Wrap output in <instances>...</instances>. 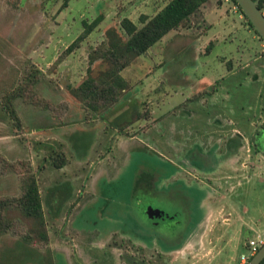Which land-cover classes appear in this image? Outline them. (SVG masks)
<instances>
[{"label":"rangeland","instance_id":"obj_1","mask_svg":"<svg viewBox=\"0 0 264 264\" xmlns=\"http://www.w3.org/2000/svg\"><path fill=\"white\" fill-rule=\"evenodd\" d=\"M14 1L0 0V92L17 81L24 73L27 63L32 62L47 75L37 88L39 95L56 105L67 102L70 107L67 121L71 123L73 117L81 113L82 109L79 111V108L82 106L72 98L68 86L76 85L86 75L88 53L105 40V32L123 18H129L139 24L140 17L144 12H148L144 7L148 0H68L67 7L63 9L61 8L65 0H20L17 4ZM217 1L210 0L213 4ZM158 2L151 3L150 7L154 9ZM223 2L225 5L219 6L218 11L206 19L208 29L205 24L200 27L196 19L195 24L193 22L192 27L188 29H197L195 33L199 37L208 30L203 36L200 49H191L190 45H187L188 30L170 32L123 72L124 77L130 81L126 94L135 90L136 95L130 106L131 112L126 115L128 124L124 122L119 126L120 133L117 134L111 130L115 122L109 129L114 136L123 134L120 135L121 142L125 143L120 151H124L126 146L132 147L134 155L132 159H128V154H122L121 159V155L115 153L117 161L122 164V172L116 182L119 193L114 196L115 188L111 190L110 187V190H107L109 185L100 180L96 190H93L95 194H100L93 199L94 204L86 210L90 215L86 214L88 218L85 221L90 225H95L93 221H96L98 226H106L107 219L103 216L101 219L96 218L100 215L99 211L103 212L105 209L103 201H108V210L119 206L121 202L124 205H121L122 211H129L130 197L128 200L126 192H132L135 184L143 178L145 181L150 177L146 182L152 186L155 196L160 195L159 193L166 195L169 186L177 183L180 191H177V196L182 201L183 197L179 194L188 196L193 209L198 206L197 201L203 197L207 199V190L201 193L195 185H199L200 180L206 182L209 179L213 187V194L205 201V230L196 244L190 243L180 251H162L137 250L136 246L131 248L132 245L123 243L119 247L126 264H242V254L249 255V242L259 235L264 238L263 41L247 26L244 18H240V15L231 9L228 10V4H232L231 2ZM101 15L104 16V21L88 37L81 50L70 55L54 73H49L53 62L82 33L83 23H91ZM211 41L213 43L210 49L208 46ZM232 68H235L234 72ZM205 79L213 82L219 90L218 94H214L213 88L208 90L204 82L205 89H202L201 98L193 102L187 101V95L191 94V85ZM122 103L121 108H125L127 103ZM16 107L19 116L23 118L22 130L13 126L9 118L0 115V199L18 197L21 194L19 176L6 173L3 160L26 161L31 158V152L33 154L39 150L43 155L51 152L50 149L36 147L35 143L40 141L33 137L28 138L25 133L28 134L26 131L32 127L50 126V120L59 122L58 117L51 112L26 105L20 100L16 102ZM140 114L143 116L138 119ZM95 117L98 122L84 123L65 134L59 132V136L65 140L69 158L73 160L72 164L77 161L78 154L98 138L97 147L90 156L93 158L92 162L83 165L85 173L81 168L74 171L81 176L84 174L85 177L97 169L101 153L108 155L109 149L115 146L112 139H109L110 135L106 137L105 134H98V126L101 123L99 117ZM186 119L190 122L182 121ZM216 119L224 122L219 123ZM204 120L206 122H203ZM219 124L224 125L222 129ZM82 127L86 130L83 131ZM190 130L193 132L190 133ZM217 130L221 131L220 136L224 140L231 137L236 139L243 147L240 152L237 151L233 155L220 154L218 157L213 154L212 147L207 149L200 144L203 141L210 145L217 141L219 137L209 138L212 132ZM145 147H148V150H144ZM54 148L59 151L60 147ZM12 151L15 152L10 153ZM183 167H186V170ZM46 168L44 174L39 176L49 235L51 234L55 241H66L69 240L67 228H70L73 219H69L68 224V218L59 219L51 215L52 205L46 203V199L53 188L50 185L46 187L45 181L53 169L50 165ZM72 173L68 169L59 171L57 174L60 178L56 181L64 182L71 178L74 188L72 198L75 199L78 190H89L84 188L86 178L78 179ZM177 179L178 182L172 183ZM112 187H115L114 184ZM140 193L143 194L142 190L138 189L137 195ZM112 195L116 200L112 199ZM119 195L123 196L122 199ZM154 195L150 197L151 201H156ZM139 198L145 199L143 196ZM150 198H146V201ZM156 202L155 207L159 204ZM182 204H165L166 214L160 213L159 217H162L158 223L162 227L172 225L176 219L173 218L174 212L181 209ZM63 208L66 215L74 211V206L69 207L67 203ZM68 208L70 211H67ZM146 209L153 210L145 204L139 208L140 213L144 214ZM133 213L137 218L135 229L139 230L138 235L131 233L135 245L139 244H136V240L151 245L154 238L146 232L153 235L155 230L162 231L159 227H153L150 218L146 220L143 216L139 217L136 211ZM229 215L234 218L231 228L227 223ZM169 216L168 220L172 222H164L163 218ZM180 218L183 220V217ZM199 219L196 211L193 226ZM242 219L246 226H241L244 222ZM125 224L122 225L123 228L128 229ZM90 225H83L81 219H77L73 229L80 231ZM22 226L25 228V225ZM236 230L237 234L234 235ZM157 245L163 249L160 244ZM56 251L60 250L39 248L34 243H25L12 234L0 237V264H51ZM95 252L102 253L100 250ZM59 255L58 260L61 259V254Z\"/></svg>","mask_w":264,"mask_h":264},{"label":"trees","instance_id":"obj_2","mask_svg":"<svg viewBox=\"0 0 264 264\" xmlns=\"http://www.w3.org/2000/svg\"><path fill=\"white\" fill-rule=\"evenodd\" d=\"M19 1L15 0L14 3ZM209 2L210 0H169L154 15H142L139 24L129 18H123L117 25L109 28L105 32V40L88 53L86 75L76 85L68 86L72 98L81 104L85 111L86 118L104 113L118 104L130 88V81L124 77L123 72L170 32L190 29L194 16ZM67 3L68 0H65L61 9L66 8ZM231 3L238 7V13L243 16L247 26L263 41L236 0H231ZM259 8L263 12L264 0L260 1ZM103 21L104 16L101 15L91 23L84 22L82 33L59 55L48 72L54 73L70 55L81 50L88 37ZM46 76L34 63L28 62L22 76L0 92V115L9 118L13 126L22 130L23 121L16 107V102L20 100L26 105L51 112L62 122L70 111L69 104L66 102L56 105L41 97L37 91ZM142 116L140 114L137 118L141 119ZM53 154L52 164L58 169L62 168L67 161L66 154L63 151H53ZM3 162L6 173L19 176L21 194L18 197L0 199V237L12 234L25 243L48 248V224L44 216L38 179L31 162ZM123 243L128 244L124 241H114V244L119 246ZM261 264H264V261Z\"/></svg>","mask_w":264,"mask_h":264},{"label":"crops","instance_id":"obj_3","mask_svg":"<svg viewBox=\"0 0 264 264\" xmlns=\"http://www.w3.org/2000/svg\"><path fill=\"white\" fill-rule=\"evenodd\" d=\"M159 1V2H158ZM169 0H148L147 4L144 6L145 9H148V12H144L143 14L146 16H152L154 15L155 12H157L159 9H161L162 7L165 6V4L168 2ZM157 3V5H155L152 9L150 7V4ZM225 3L223 2V0H218L216 4H213L211 2H209L204 8H202L194 17V24H195V19L196 22L199 21L197 24L202 27L201 25L205 24L206 19L211 18V16L217 12V8L219 6H224ZM230 5L228 7V10L230 11V9L232 11L233 10V5L232 4H228ZM234 13H238L236 11H234ZM239 14V13H238ZM241 18V15H240ZM136 23V22H135ZM207 27V24H205ZM208 29V27H207ZM197 31V29L195 30H188L186 33V35H189V40L187 41V45H190L191 49H200L201 48V42L203 41V36L205 35V33H207L208 30H206V32L202 35V36H198L195 32ZM182 36V34H181ZM259 38V37H258ZM212 43L213 41H211L210 45L208 46V48H212ZM262 47L264 48V42ZM182 48H185V46H182ZM230 64V63H228ZM235 68H232V71L234 72ZM206 82L208 90L211 91V89L213 88V92L215 95L218 94V88L215 87V85L213 84V82H209L207 79L205 80H199L196 84H192L191 85V94L187 95V101L191 100L192 102L194 100H199L202 96V89H205L203 87V83ZM142 87V86H141ZM148 87V86H147ZM215 87V88H214ZM127 92V91H126ZM123 96V98L121 99V101L114 105L113 107H111L109 110L105 111L102 114H98L97 117H99V121L101 123L98 130V134H105V136L107 137V135H110L108 138L115 143V146H112L109 149L108 155H105L103 152L101 153L102 155L100 156L99 159V163H98V167L97 169L92 173L89 174L88 176H84V174L81 176L79 174L74 173V171H77L78 169H82V171L85 173L86 169L83 167V165L85 163H91L93 158H90V156L94 153L95 148L97 147V143H98V138L95 139L94 142H92V144L89 145V147L86 148L85 151H81V153L78 154V159L77 161H75V164H72V159L69 158L68 155V150L66 148V143L65 140H63L59 135H60V131L67 133L69 130H71L73 127L82 125L84 123H95L98 122L96 119V115L94 116H89V118H86L85 115V111L83 110L82 107L79 108V111L82 109L81 113L76 114L73 118V120L71 121H67L68 116L65 117L64 121H59L56 122V120H50L51 125L48 127H32L31 129L27 130L25 133L26 136H28V138H35L36 140H39L40 142L35 143L36 147L40 148H46V149H50L51 152L49 153H41V151H36L32 154L29 153V157H31L30 159H28V161L31 162L32 167H33V171L36 174V177L38 179V184H39V190H40V194H41V198H42V206H43V210H44V216H45V204H43V190H41L40 188V180L41 177L39 175H41L42 173L44 174V171H46V166H51V169H53L49 174V177L47 178V181H45V185L47 187V185H50V187L53 188V191L48 194L47 197V201L46 203H49L50 208L52 209V216L54 218H63L65 217L68 218L67 223L69 224V219H73L71 221V226L70 228H67V231H69V234L67 235L69 237V240L63 241V240H59V241H55V239H52V236L50 234V244H49V248L53 251L55 250H60V251H56V253L54 254V259L51 262V264H126L125 261L122 258V250L120 249L119 245L114 244V241H116L117 243H121V242H127L130 245H135V242L133 241V237L131 235V233L134 235H136L138 232L137 229H135V219L136 216L133 213V207H134V201L136 199V194L138 191L137 188V183L135 184V189L129 193L126 192V197L129 200L130 197V204L129 206V211L126 210L125 212L122 211V207H121V202L119 204V206H113L111 207L110 210L109 207L110 205H106L107 202H104V211L100 212V215L97 216L96 218H105L107 219L106 221V226H98V222L96 223V221H93V223H95V225H90V223L88 221H85L88 216L90 215L89 212H86V210L88 208L91 207L92 204H94V200L96 196H99L100 193L95 194L93 192V190H96V187H98V183L100 182V180H103L106 184H108V188L107 190H113V188H115L114 191V196H117V194L119 193V191L117 190V184L116 182L118 181L119 176L121 175L122 172V164H120V161H117V154L115 155V153H119L121 155V159H122V154L127 155L128 154V159H132L133 157V148L132 147H128L126 146L124 151H120L123 148V143L125 142H121L122 137L120 135L123 134H119V137L117 135H112V131H114L115 134L120 133L118 131V127L122 126L124 124V122L126 124H128V116L126 117V115L130 114L131 112V104L133 103V100L135 99V95H136V91L134 90L131 93H127ZM127 103L126 107L121 108V104ZM193 116H195V114H192ZM101 116V117H100ZM21 117V116H20ZM113 118V120H112ZM22 121L23 118L21 117ZM219 121V123L224 122V120H220V119H216ZM112 121V122H111ZM132 121V120H131ZM185 122H190L186 120H182ZM194 121V120H191ZM202 121V120H201ZM208 121V120H207ZM115 122V123H114ZM199 122V121H198ZM203 122H206V120H204ZM108 123V124H107ZM112 123H114L115 125L113 126V128L110 130L109 128L112 126ZM73 125V126H71ZM219 127H221L220 129L223 128L224 125H218ZM84 130L83 127L81 128ZM193 130H190V133H192ZM221 131L217 130L216 132H212V134L209 136V138H218L219 139L217 141H215L212 144H206V142H200V144H203L204 147H206L207 149H210L212 147V151L213 154L217 155L219 157L220 154H230L232 153H236L237 151L240 152V150L243 148L240 146V144L236 141V139L234 138H228V139H223L221 136ZM191 135V134H190ZM197 135V134H196ZM134 138V137H132ZM60 147L59 151H63L66 154V164L58 169L56 168L53 164H52V156L53 151H57L54 147ZM53 148V150L51 149ZM146 148V149H145ZM143 148L144 150H148V147ZM238 149V150H237ZM151 151V149H149ZM221 151V152H220ZM15 151H12L10 153H14ZM153 152V151H152ZM20 154V153H19ZM89 155V156H88ZM221 156V155H220ZM113 158V159H111ZM95 165V164H94ZM216 168H218L217 166H215ZM186 170V167H183ZM70 170L72 171V175H74L75 177H77L78 179H84V183H86V186L84 188H88L89 192L84 191V190H78V196L77 198H72L73 194H74V188H73V180L70 179H66L64 182L61 181H56V179L60 178L58 176V172L60 171H65V170ZM150 179V177L146 178V180ZM176 179V177H175ZM179 180V179H178ZM50 181V182H48ZM114 184L115 187H112V185ZM122 190V188H120ZM81 194V195H80ZM123 195V193H122ZM121 195V196H122ZM105 196V195H104ZM114 196L112 195V199H115ZM120 196V195H119ZM120 196V197H121ZM103 198V195L101 196ZM123 197V196H122ZM121 197V199H122ZM110 199V198H109ZM75 200V201H74ZM103 200V199H102ZM116 200V199H115ZM114 200V201H115ZM118 201V200H117ZM68 204L69 207H73L74 206V211L72 213H65L64 210V205ZM74 203H77L74 205ZM48 205V204H47ZM124 206V205H122ZM126 207V205H125ZM128 209V208H127ZM67 211H70V208H68ZM245 212L247 210H244ZM65 213L63 215H61L62 213ZM87 214V215H86ZM246 214V213H245ZM87 216V217H86ZM86 217V218H85ZM139 217H141V215H139ZM143 217L147 220V217H145V215H143ZM77 219H81V223L83 225H90V227H84L82 230L78 231L75 228L73 229L74 226V222ZM126 219V221L123 222V220ZM243 220V219H242ZM244 221V220H243ZM120 224H119V223ZM133 222V225H132ZM117 223V224H114ZM227 223L229 228H231V226H233L234 224V218L233 215H229V217L227 218ZM245 221L242 222L243 225L241 226H246L245 225ZM112 225L110 227V225ZM123 224L126 225V227L128 229H124L123 228ZM122 227L123 230L120 228ZM146 231V230H145ZM234 235L237 234V230L233 233ZM94 241V242H93ZM136 244H138V246H141V244H144V242L136 240ZM137 246V245H136ZM143 246V245H142ZM95 250H100L102 251V253H97L95 252ZM163 251V250H162ZM180 251V250H178ZM74 252V254L72 253ZM59 254H61V259L58 257L60 256ZM58 255V257H57ZM243 255V254H242ZM72 256V257H70ZM56 260V261H55Z\"/></svg>","mask_w":264,"mask_h":264},{"label":"flooded vegetation","instance_id":"obj_4","mask_svg":"<svg viewBox=\"0 0 264 264\" xmlns=\"http://www.w3.org/2000/svg\"><path fill=\"white\" fill-rule=\"evenodd\" d=\"M263 14H264V10H263ZM188 173L189 175L194 176L190 172ZM194 178L199 180L195 176ZM148 180L145 179L144 181L143 178L142 181H138L137 183L138 186L137 188L139 190H142L143 194L141 193L138 195L136 194L133 211H136L138 216L145 215V217H147L148 219L150 218V220L152 221L151 222L152 225L154 224L153 227L155 229L159 227L162 232H158V230H155L153 231V235L151 234V232H146L151 238H154L153 241H151V245H147L148 244L147 242H144V244L140 243L141 246L134 245L136 246V249L178 251L184 249L190 243L196 244V242L199 241L200 237L202 238V234L204 233L203 230H205V226H206L207 208L205 207L206 205L205 201L209 198L210 194H213L212 193L213 187L211 180L208 179L206 180V182L204 180H200L201 182H198L199 185L197 184L195 185L196 187L199 188L198 191H200L201 193H205L204 190L205 191L207 190L206 191L207 199L205 200V198L203 197L200 201H197L199 202V204L195 209L192 208L191 199L188 196L183 195V193L179 194L183 197V201L177 196L178 194L177 191H179V186L176 185L177 183L175 185H173L172 183L178 182V179L170 183L172 185L169 186L166 195L159 193L160 195L157 196L153 194L154 192L149 182L148 183L146 182ZM185 184L191 185V183L189 182H185ZM153 195L154 198H157L156 201L159 202L157 207L154 206V203L156 204L157 202L154 199H152L151 201L150 197H153ZM138 196L139 197L143 196L145 199L141 200V198H139ZM146 198H150V200L146 201ZM170 202H179L183 204L181 205V209L174 212L175 214L173 215V218L176 219L173 220V222L171 220H168L170 219V216L167 218H163L164 222L170 221L172 222L171 223L172 225H167L168 227H162V225L158 223L160 221L159 219L162 217V216L159 217V215H161L160 214L161 212H164L166 214V211L164 210V206L165 204H168ZM145 204H147L148 208L152 207L153 210L149 211V209H146L144 214L140 213L141 211L139 210V208ZM196 205L197 204H195V206ZM188 206L190 208H188ZM196 211L197 214L200 216V219L197 222V224L193 226V222L196 219ZM180 217H183V220H181ZM141 230L145 231L143 228H141ZM137 232L139 233V230ZM158 237L160 240L157 239ZM157 244H160L163 249H161V247H159V245Z\"/></svg>","mask_w":264,"mask_h":264},{"label":"water","instance_id":"obj_5","mask_svg":"<svg viewBox=\"0 0 264 264\" xmlns=\"http://www.w3.org/2000/svg\"><path fill=\"white\" fill-rule=\"evenodd\" d=\"M261 0H236L237 4L250 21L254 30L264 41V14L259 8ZM264 261V245L247 264H261Z\"/></svg>","mask_w":264,"mask_h":264},{"label":"built area","instance_id":"obj_6","mask_svg":"<svg viewBox=\"0 0 264 264\" xmlns=\"http://www.w3.org/2000/svg\"><path fill=\"white\" fill-rule=\"evenodd\" d=\"M226 2H231V0H225ZM234 11L238 12V7L233 5ZM243 16H241L242 18ZM264 245V238L262 236H257L255 240L250 241L248 245L249 255H242V264H247L249 260L259 251V249Z\"/></svg>","mask_w":264,"mask_h":264}]
</instances>
